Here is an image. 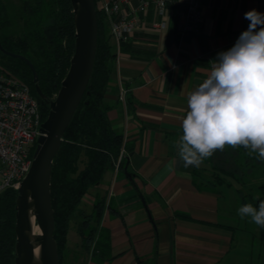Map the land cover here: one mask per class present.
<instances>
[{
    "label": "crops",
    "instance_id": "obj_1",
    "mask_svg": "<svg viewBox=\"0 0 264 264\" xmlns=\"http://www.w3.org/2000/svg\"><path fill=\"white\" fill-rule=\"evenodd\" d=\"M138 2L133 0L135 7ZM204 3L196 33H180L178 15L172 16L166 30L155 31L150 28L152 11L145 29L136 32L125 53L118 52L105 100L112 106L109 119L114 129L133 145L129 172L109 171L102 184L89 192L94 199L100 195L107 201L102 226L110 230L113 259L94 260L82 249L79 237V243L67 247L63 264L255 263L257 254V263H264L260 243L252 242L247 232L235 241V228L222 222L223 186L212 169H230L235 166L234 156H246L248 151L228 147L234 164L229 158L227 165L215 166L213 161L220 160L213 155L198 168H186L175 147L187 96L207 78L209 62L247 30L250 21L245 13L253 9L264 13V0ZM123 89L135 101L131 112L127 102L120 100ZM257 155H248V165L257 167ZM197 169H203L200 182H209L202 190L196 186ZM177 213L191 219L179 218Z\"/></svg>",
    "mask_w": 264,
    "mask_h": 264
},
{
    "label": "trees",
    "instance_id": "obj_2",
    "mask_svg": "<svg viewBox=\"0 0 264 264\" xmlns=\"http://www.w3.org/2000/svg\"><path fill=\"white\" fill-rule=\"evenodd\" d=\"M95 3L99 36L92 79L53 162L51 191L59 264H63L70 224L82 200L91 189L102 184L109 171L117 169L116 165L123 151L125 157L118 172L128 173L127 164L133 152L132 143L126 141L125 136L114 129L109 119L112 106L106 102L105 97L115 74L118 51L110 35L107 15L100 8V0H95ZM36 5L37 9L32 10L34 8L31 4L27 0H22V6L17 8L12 0H0V43L6 51L30 60L36 68L43 93L52 100L61 88L74 55L73 8L70 0H36ZM29 10L36 22L32 17L27 19ZM21 21H24L23 25ZM130 44H122L121 52L125 53V47H129ZM0 72L18 78L30 87L32 94L40 103L45 122L50 108L36 94L34 77L29 65L20 59L5 55L0 50ZM126 97L131 112L134 110L135 101L128 95ZM36 147L37 143L33 153ZM217 158L219 157L216 155ZM224 165H227V161ZM212 169L214 175L218 176L219 184L225 186L227 182L222 175H231L232 168L229 169L228 166V169L224 170ZM200 170L203 169L195 170L194 175L198 177L197 188L202 190L209 182H200ZM233 173H236L234 169ZM260 188L262 192L260 199L264 200V184ZM17 197L18 191L13 188L0 195V264L15 262ZM258 204L259 200L256 201L257 208ZM106 206V199L96 195L92 211L89 214H81L83 220L77 229L82 249L85 253L92 254L93 259L100 263L113 259L110 230L102 226ZM176 215L179 218L191 219L182 213ZM260 240L264 247V227H260Z\"/></svg>",
    "mask_w": 264,
    "mask_h": 264
},
{
    "label": "clouds",
    "instance_id": "obj_3",
    "mask_svg": "<svg viewBox=\"0 0 264 264\" xmlns=\"http://www.w3.org/2000/svg\"><path fill=\"white\" fill-rule=\"evenodd\" d=\"M250 21L235 44L209 62L206 79L187 96L182 133L175 142L184 167L203 161L226 147L243 146L248 155L264 162V13L244 14ZM258 208L247 203L238 208L241 219L264 227V200Z\"/></svg>",
    "mask_w": 264,
    "mask_h": 264
},
{
    "label": "water",
    "instance_id": "obj_4",
    "mask_svg": "<svg viewBox=\"0 0 264 264\" xmlns=\"http://www.w3.org/2000/svg\"><path fill=\"white\" fill-rule=\"evenodd\" d=\"M75 26V50L70 68L61 88L49 100L39 85V76L30 60L6 51L5 55L26 62L34 77L36 94L45 101L50 112L42 124L30 171L22 181L16 202V244L14 264H59L55 239V212L52 205L53 162L59 153L65 133L70 126L84 95L90 86L98 50V17L95 0H70ZM149 218L152 219L148 210ZM41 230L35 237L32 219ZM40 256L36 257V250Z\"/></svg>",
    "mask_w": 264,
    "mask_h": 264
},
{
    "label": "built area",
    "instance_id": "obj_5",
    "mask_svg": "<svg viewBox=\"0 0 264 264\" xmlns=\"http://www.w3.org/2000/svg\"><path fill=\"white\" fill-rule=\"evenodd\" d=\"M205 0H100V8L110 23V35L119 52L122 44L130 43L136 32L144 30L146 19L153 11L151 29L166 30L173 15H178L179 31L193 34L202 22ZM123 89L120 100L126 101ZM56 97V96H55ZM39 101L28 85L20 79L0 72V195L20 185L33 161V151L43 124ZM125 157L122 152L116 165Z\"/></svg>",
    "mask_w": 264,
    "mask_h": 264
},
{
    "label": "rangeland",
    "instance_id": "obj_6",
    "mask_svg": "<svg viewBox=\"0 0 264 264\" xmlns=\"http://www.w3.org/2000/svg\"><path fill=\"white\" fill-rule=\"evenodd\" d=\"M31 7L35 10L37 9L36 0H27ZM12 3L17 7L20 8L22 6V0H12ZM27 19H31L32 12L29 10V14L26 16ZM34 19V20H33ZM32 20L36 22V19L32 17ZM24 21H21L23 25ZM243 147V146H242ZM230 148V147H229ZM225 151H228L226 154L225 152L214 153V157H219L221 160L217 162L216 160L213 161L215 166H224L225 161H228L229 158L233 161V154L230 152L231 150L228 147L225 148ZM244 151V150H242ZM34 154V153H33ZM235 166L232 167L231 175H222L227 182L226 186L220 187V192L224 197V201L222 203V222L226 225H231L235 228L236 231V238L237 241L239 238L243 237L242 235L247 232V237L253 242L257 241L264 249L261 240H260V226L256 225L255 223L251 222L250 217H245L241 219L240 216L237 214V210L244 204L252 203L254 207H256V199H253L255 196H262L260 186L264 184V164H261V161L258 160L257 167L254 168L251 165H248L249 156L241 155V156H234ZM230 161V160H229ZM215 162V163H214ZM234 162V161H233ZM81 168L83 165L81 164ZM233 169L236 173H233ZM95 203V199L93 198L92 194L88 193L84 199L82 200V204L78 210V212L73 216L71 224H70V231L68 237V248L73 247L75 243H79V235H78V225L82 221L81 214H89ZM251 242V243H252ZM248 244L249 242H245ZM254 244V243H253ZM259 247V246H258ZM258 249V248H257ZM263 253V252H262ZM259 255L255 256L254 262L255 263H226V264H264V263H257L259 260ZM262 262H264V254L262 255Z\"/></svg>",
    "mask_w": 264,
    "mask_h": 264
},
{
    "label": "bare ground",
    "instance_id": "obj_7",
    "mask_svg": "<svg viewBox=\"0 0 264 264\" xmlns=\"http://www.w3.org/2000/svg\"><path fill=\"white\" fill-rule=\"evenodd\" d=\"M32 233L35 237H38L41 234V230L36 224L35 218L32 219ZM39 256H40V249L38 248L36 250V257H39Z\"/></svg>",
    "mask_w": 264,
    "mask_h": 264
}]
</instances>
